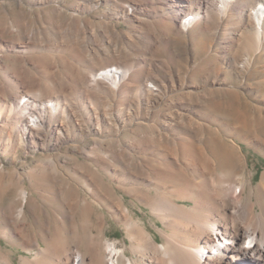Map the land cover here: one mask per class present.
<instances>
[{"label":"bare ground","instance_id":"obj_1","mask_svg":"<svg viewBox=\"0 0 264 264\" xmlns=\"http://www.w3.org/2000/svg\"><path fill=\"white\" fill-rule=\"evenodd\" d=\"M29 1L33 2L30 6L36 7L27 8L23 0H18V7L13 12L2 6L5 15L12 14V17L1 27V32L9 36L13 35L12 33L17 34L16 37L22 39L25 50L43 49L51 53L50 49L55 47L56 43L59 47L78 43L81 50L74 60L81 61L82 69L68 64L67 58L61 56L62 58L57 59L64 71L57 74L44 72L41 66L50 65L53 58L41 52L43 55L35 56L38 59L36 68L41 69L43 77L52 78H49L51 87L41 84L35 78L26 85L23 84L22 79L27 75L19 68L0 80V119L10 117V123L18 133L19 144H38L47 149L50 144L53 147L62 146L90 135L92 146L84 152L88 158H94L96 152L106 144L105 137L102 140L105 130H118L120 125L116 122L119 121L122 127L138 122L142 123V126L148 125L153 131L149 139L150 144H155L159 136L164 139L165 144L171 146L162 149L165 161L140 163L134 160L137 162L131 164L133 168L125 165L126 170L118 174L125 175L128 180L129 187L125 186L124 192L135 194L161 223L159 225L153 221L163 239L161 243L154 238L140 218L133 216V210L125 204L124 197L114 194L109 185L107 188L103 187L99 181L100 185L96 188L97 201L84 200L81 207L77 204L76 210L78 212L79 209L81 221L85 224L92 216H96L100 232L94 237L87 235L84 230H71L74 231L72 236L68 235L63 242L58 238L59 240L55 241L59 242L48 243L50 259H54L56 264H264V172L259 184H252V174H246L247 161L240 142L230 137L224 138L220 133L209 138L210 142H213L214 150H210L212 154L208 153L207 137L205 138L203 129L205 127L196 120L198 127H194L193 131L187 129L184 122H180V119L182 121L185 118L180 108L163 114L160 122L156 123V116H149L151 109L156 108L159 103H164L163 100L173 92L188 89L189 75L185 71L175 72L165 59L156 61V64L153 63L155 61H146V54L159 57L161 46L167 49L166 42L171 39L173 30L169 31L171 26H168V21L172 19L180 23L178 34L179 37L183 36L180 42L185 47L189 38L195 35L190 29L197 26L211 37L210 41L212 39L216 43L215 55L212 53L214 49H208L204 59H201L205 69L210 63L221 64L224 73L236 78L242 86H247L248 72L257 66L255 64L264 67V0H102L112 3L117 19L133 26L145 24L146 15L157 17V28H154L156 33L146 32L142 35L144 40L140 39L136 45L132 43V46H135L132 49H128L125 44L118 45L107 40L99 42L100 36L95 33L94 24H89L91 20L77 16L95 12L99 9L100 0L73 1L70 4L68 23L64 21L66 7L58 4L56 0ZM32 13L36 14L34 20H27V16ZM105 16V12L101 11L100 19L106 18ZM46 28L49 29L48 32L45 31ZM0 40V46H4V40ZM208 56L212 58L209 60ZM198 62L201 64L200 60ZM123 97L130 98L128 100L132 106L129 103L123 114H120V117L117 115L116 118L106 110L111 108L110 102ZM140 107L144 108L142 113ZM256 110L264 112L262 108ZM241 115L245 118L242 124H236L241 125L238 128L243 139H239L264 154V119L262 121L258 114V118L252 119L247 110ZM77 118L81 119L80 124L75 123ZM156 125H159L160 131H155ZM93 127L96 128L92 129ZM163 127L170 132L182 130L184 137L169 139L163 135ZM92 132L95 134H91ZM117 138L111 139L110 152L100 153L101 164L108 165V158L116 159L126 155L120 146L123 141ZM158 142L160 144V140ZM42 162L53 167L57 161L53 156H49ZM78 164L81 169L83 166ZM149 173L169 179H175L177 176L178 182L174 181L175 186L173 185L174 188L169 192H141V189L137 188L142 184L139 177ZM19 195L20 205L10 206V211L15 213L13 223L16 226L24 224V207L28 202L26 189L21 187ZM103 208H108L111 214L124 223L128 237L132 240V252H139L137 258L135 254L127 255L128 247L122 244L119 246L116 240H103ZM58 229L60 230L57 228L55 231L57 235L61 233H58ZM81 234L84 238H81ZM29 236L32 237L30 241H33V248L26 249L27 254L22 256L21 264H45L42 256L46 251L45 247L34 234L27 235V238ZM5 262L11 264L8 260Z\"/></svg>","mask_w":264,"mask_h":264},{"label":"rangeland","instance_id":"obj_2","mask_svg":"<svg viewBox=\"0 0 264 264\" xmlns=\"http://www.w3.org/2000/svg\"><path fill=\"white\" fill-rule=\"evenodd\" d=\"M23 1L26 2L27 5L25 6L27 8L36 7L32 5L31 7L29 5L33 3L32 1ZM73 1L76 0H56L58 4L69 8H65L67 14L65 15L64 21L66 23L70 22V19H68V14L71 13L70 4ZM17 2L18 0H0V29L3 25H6L12 17V14H8L9 16L5 15L4 8H7L9 11L13 12V10L18 7ZM99 2H101L99 4V9L95 10V12L81 13L77 15L78 17H80L81 15L80 18L84 17V19H87L88 21L91 20L89 24H94L93 29L95 27V33L97 34V36L101 37H98L99 42L101 40L106 42L105 40H107L113 43H117L118 45L125 44L128 49H132L135 47L132 46L133 44L136 45V43H139L142 39L144 40L142 35H144L146 32L151 31V33L153 32L152 34L156 33V21L158 20L156 16L146 15L145 24L141 26H133L116 18V16L114 15V11L116 9L112 5V3H108L102 0H100ZM101 7L103 8V10ZM101 11L105 12L106 18L101 17L100 19L99 15ZM35 17L36 14L32 13L31 15H28L26 19L32 21ZM8 18L9 20H7ZM106 21L107 23H105ZM43 26H46V24H43ZM168 26H171V28H169V31L171 29L173 30L172 32L170 31V38L172 40L169 39L166 42L168 46L167 49H164V46H161L159 50L161 55L159 53V57H156L152 54H146V61L148 62L149 60L150 63L155 61L153 63L156 64V61L165 59V61L168 62L169 66L173 70H175V72L185 71V73L189 75L188 84L190 87L188 89H184L183 92L181 91L182 89H179L170 94L168 98L163 100L164 103H159L157 104L156 108L153 107V109H151L152 111L149 116H156V123H159L161 118H163V114L173 112L180 108V111L184 113L185 116L182 121L180 119V122H184L183 124L187 129L193 131L192 129L197 126L196 120H199V122L205 127L203 129L206 133L205 138L207 137V152L210 154H212V151L210 152V150H214V147L212 146L213 142H210L209 140L211 136L220 133L222 134V136H224V138L228 139L230 137L237 140L238 142H240L242 151L246 156V174H252V184H259L264 172V154L239 139H243L242 132H240V129L238 128L241 125L237 126L236 124H242V121L245 117H243L241 113L244 110L248 111V116L252 119H255V117H257L256 114L262 117L260 118L262 121L264 119V112L261 113L258 112L259 110H256V108H262V110H264V67H262L261 65L258 66V64L256 63L255 66H257L255 68L252 67L254 69H251L250 72H248V85L242 86V84L236 78L223 72L224 68L221 64L218 65L210 63L209 65L212 66V68L209 66L207 68L208 71L207 69H205V65L201 59H204L205 55L207 54L206 50L208 49H214L212 52L214 53V51L217 49V45H215L216 43H214L212 39L210 41L211 37L205 33L207 35L206 36L201 27L197 26L193 29H190L191 32L193 31L192 33L195 35L193 38H189L191 41L189 40L187 46L185 47L180 42L183 36L179 37L178 34V26H180V23L178 24L177 21L170 19L168 21ZM51 29L52 31H55L54 28ZM48 30L49 29L46 28L45 31L48 32ZM143 30L145 31L143 32ZM3 33L4 32H1L0 30V39H2V41L4 40V46L6 45L7 47H4L3 45L0 46V80H2L5 75L12 74L13 72L18 71L19 68L22 71H25L27 75L24 80L22 79L23 84L26 85L35 78L41 84L51 87L52 83L50 79L52 78L43 77L41 69L44 72H49V74H57L58 72L64 71V69L60 66V62L58 61V59L62 57L67 58L68 64L78 66L82 69L81 61L79 62L78 60H74L75 56L78 55L81 50V46L78 43H71L70 46L66 47H59V44L56 43L55 47L50 49L51 53L43 51V49H36L32 51L31 49L25 50L23 48L22 39L18 38V36L16 37L17 34L15 35V33H12L14 36H9L8 34ZM51 36L53 37V35ZM130 38L132 39L131 41ZM43 44L44 43H42V45ZM183 48L186 50H184ZM174 49L176 51H174ZM41 52L44 53V55H50L53 58V62H51L50 65L41 66V69H39L36 68V60L38 59L35 56L41 55ZM213 55H215V53ZM29 56L32 57L30 58ZM33 57H35L36 59ZM208 57L209 60L210 58H212V56ZM199 60L201 64H199ZM190 66L191 68H189ZM260 66L262 68H260ZM177 87L178 86L176 85V88ZM226 90H228L229 92L230 90H232L234 91V93L232 94V91L228 93V91ZM83 92L86 94L85 91ZM191 93L195 95H192ZM81 98L83 101L84 96ZM126 99L128 100L130 98L123 97L120 98V100L122 101L118 99L110 102L112 106L106 111L112 113V115H114V117L116 118H118L117 115L120 117V114H123V111H125V107L129 106V103L131 102L130 100H128L127 102ZM172 106H175L176 108H172ZM192 106L195 107L192 108ZM143 109V107H140L141 113ZM9 118L10 117H3L0 119V264H10L8 262H5V260L10 261L11 264H21L20 261L22 260V256L27 254L26 249L33 248V241H30L32 240V237L29 236L27 238V235L34 234L41 245L45 247L46 253L44 252L42 254V256L44 257L43 263L45 264H56V261L54 259H50L49 257L48 253H50V251L48 243L52 244L59 242L55 241L59 239L61 242H63L68 238V235L69 237L72 236V233L74 231L71 232V230H75L77 232L84 230L86 231L85 233L87 235L90 234L94 237L97 236L98 231L100 230V228L97 226V217L92 216L91 220L87 224H85L81 221L79 209L77 212L76 207L78 203L81 207L84 203V200L97 201L98 195L96 192V188L99 187L100 184L105 188H107L109 185L111 187H109V189L113 190L112 192L114 194L123 196L125 204L130 208L131 211L133 210V216L142 220L146 228L153 234L154 238L158 242L161 243L163 241L160 233L158 232V229L156 228V225L153 224V221H156V223L159 225H161V223H159L158 220L155 219L148 207L144 205L135 194L130 195L124 192L125 186L126 188L129 187L128 180L125 179V175H118L119 172L126 170L125 165L129 168H133L131 164L137 162L134 160H138V162L140 163H157L165 161L162 155L164 150L162 149H164L165 146H171L169 144H165L163 142L164 139H162V137L160 139L159 136L156 140L157 143L155 141V144H150L149 139L153 132L150 126H142V123L138 122L128 123L125 127H122V123H120L119 121L116 122L118 123V125H120V127H118V130L116 128L111 130L106 129L104 134L102 135V140L105 137L106 143L102 147L103 150L101 149L99 152L97 151L94 158H88L85 155V152L90 149L89 147H91L93 143L90 135H85L82 138L73 140L69 143H65V145L62 144L63 147H53L50 144L48 147H46L47 149H45L38 144H34V146L19 144L18 133L11 125ZM237 119H240L241 122ZM94 121L95 119H93V122ZM80 122V118H77L75 120L76 124H80ZM92 126H94V123H92ZM158 127L159 125H156V127H154L156 129L155 131H160ZM95 128L96 127H93L92 129ZM141 131L145 133L143 134ZM163 132V135L165 134V136L169 137V139H180L181 137H184L182 130L179 132H170L169 130H166L165 127H163ZM91 134H95V132H92ZM113 138H117L123 141L122 143H120V146L122 147V150L126 155H124V157L122 158H108L109 166L103 165L101 164V159L99 157L101 156L100 153L110 152V150L112 149L111 139ZM158 140H160V144ZM136 145H138L139 147H136ZM157 147L159 148L157 149ZM49 156H53L57 161L53 167H50L47 163L42 162L45 161ZM72 156L73 158H71ZM78 163L83 166L81 169H79ZM114 172H116L117 174L114 175ZM174 178L175 179H169L168 177H160L149 173L147 175L141 176V178L139 177V181H141L142 184H140L141 186L138 185L137 188H140L141 192H148L149 194H154L156 192H169L174 188V184L178 182L177 176H175ZM21 187L26 189L28 192V202L24 207V224L21 223L20 225L16 226V224L14 225L13 223L15 213H12L10 211V206L11 204H13L14 207H18L20 205L19 189ZM137 193L139 194V192ZM60 209H62L63 212L60 211ZM101 210L105 216L103 240H116L117 242H119V246H121L122 244L125 245L126 248L128 247L126 249L127 255L135 254L134 256L137 258L139 252H132V243H130L132 240L130 236L128 237V233L125 229L124 223L117 219L116 216L111 214V211L108 208H103ZM94 215H96V213ZM60 220L62 223H60ZM57 228H60V230L58 229V233L61 232L58 235L55 232ZM23 229L25 232H23ZM24 233H26L27 235ZM96 233L97 235H95ZM61 236L63 237L60 238ZM26 238L27 240H25ZM81 238H84L82 234ZM1 256L3 257V259Z\"/></svg>","mask_w":264,"mask_h":264}]
</instances>
